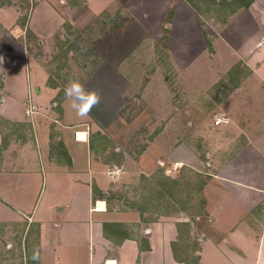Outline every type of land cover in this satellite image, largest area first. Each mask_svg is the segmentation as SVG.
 <instances>
[{
	"label": "rangeland",
	"instance_id": "374dc122",
	"mask_svg": "<svg viewBox=\"0 0 264 264\" xmlns=\"http://www.w3.org/2000/svg\"><path fill=\"white\" fill-rule=\"evenodd\" d=\"M31 1L32 10H27L24 18L29 57L58 86L65 88L72 80L83 85L100 81L97 95L101 107L97 111L101 124L90 123L113 144L103 158L107 165V175L102 176L106 188L103 198L109 211L122 217L135 214L136 221L128 223L140 227L161 221L163 216L181 214H190L188 222L196 221L194 216L205 221L209 179L227 166L225 175L230 176L248 165L253 159L246 156L250 152L256 151L264 160V63L257 73L250 72L236 55H223L224 43L219 39L225 36L237 41L243 9L253 0ZM12 2L27 7V0ZM185 2L193 11L182 8ZM97 3L104 9L97 8ZM178 5L182 6L176 12ZM143 15L145 20L155 21L152 28L138 30L132 26L144 21ZM45 17L54 24L53 29L47 31L41 23L37 30L41 36H37L28 24L36 25ZM189 21L199 33L191 30L193 52L185 37ZM49 31L54 32L53 38H47ZM203 34L208 42H204ZM138 38L132 58H125V48ZM203 43L206 46L201 49ZM184 47L188 52H183ZM9 52L6 48L7 63L13 56ZM201 53L206 54L202 59ZM192 54H198L199 60L191 59ZM112 66L118 74L116 87L128 88L117 98L109 93ZM22 72H12L15 77L10 87L15 88L16 96L24 89ZM29 103L35 106L34 114L39 111L30 95L27 118ZM19 235L13 229L0 231V264H31L30 257L19 254L17 247L14 253L6 250L12 242H19ZM191 241L186 243L184 257H190L189 264H194L198 259Z\"/></svg>",
	"mask_w": 264,
	"mask_h": 264
},
{
	"label": "crops",
	"instance_id": "0c3cea01",
	"mask_svg": "<svg viewBox=\"0 0 264 264\" xmlns=\"http://www.w3.org/2000/svg\"><path fill=\"white\" fill-rule=\"evenodd\" d=\"M188 4L181 6L193 11ZM101 5L96 7L103 10ZM32 6L31 0H27L28 8L21 2L8 0L2 4L0 0V231L13 229L21 233L17 244L7 246L8 253H14L17 247L19 254L30 257L31 264H189L184 248L192 240L198 259L194 264H264V160L256 151L246 155L253 158L248 165L230 176L225 175L227 166L209 179L205 221L194 216L196 221L189 219V224L190 214H181L163 216L161 221L140 227L128 223L135 214L122 217L108 210L103 198L106 188L102 176L107 175L103 158L112 151L113 144L102 131L95 132L90 123L99 122L97 110L101 106L97 103L87 116H77L72 100L64 95V87L50 81L49 73L29 57L24 18ZM181 6L175 11L179 12ZM142 18L144 21L132 26L145 30L155 24L145 20L144 15ZM30 24L37 36H41L39 24L47 31L54 26L47 17ZM69 24L76 27L73 22ZM191 25L194 22L185 26V37L193 52L195 43L190 37L192 31L199 33ZM53 34L47 38H53ZM219 39L224 43L223 55H236L250 72L257 73L264 63V0H253L249 8L243 9L236 42L225 36ZM5 45L13 55L9 63L4 57ZM138 45L139 38L125 48V58H132L131 52ZM185 48L183 52H188ZM198 54L190 58L195 61ZM199 56L202 59L206 54ZM112 67L109 93L117 98L128 88L116 87L118 74ZM24 68L27 73L22 72ZM14 70L23 74L20 81L24 80V89L19 90V96L10 87ZM93 81H87L84 87L97 94L100 81L90 84ZM251 91L258 92L256 88ZM30 95L39 111L27 118ZM105 224H122L127 236H116L115 230L110 237L105 235ZM34 254L39 259L33 260Z\"/></svg>",
	"mask_w": 264,
	"mask_h": 264
},
{
	"label": "clouds",
	"instance_id": "9594fccd",
	"mask_svg": "<svg viewBox=\"0 0 264 264\" xmlns=\"http://www.w3.org/2000/svg\"><path fill=\"white\" fill-rule=\"evenodd\" d=\"M64 95L72 100L71 106L80 117L87 116L92 107L99 102V96L94 91L86 89L79 80H72L64 88ZM32 259L37 260L39 256L34 254Z\"/></svg>",
	"mask_w": 264,
	"mask_h": 264
},
{
	"label": "trees",
	"instance_id": "16d2710c",
	"mask_svg": "<svg viewBox=\"0 0 264 264\" xmlns=\"http://www.w3.org/2000/svg\"><path fill=\"white\" fill-rule=\"evenodd\" d=\"M100 134V133H99ZM105 138V137H104ZM164 181V180H163ZM166 181H164V183H165ZM162 183V182H161ZM201 189H202V185L199 187V192L201 191ZM104 230H105V235H107V236H109L110 237V235H109V233H113L114 231L113 230H115V235L116 236H127V234L126 233H124V229H123V225L122 224H105L104 225ZM110 230H111V232H110Z\"/></svg>",
	"mask_w": 264,
	"mask_h": 264
},
{
	"label": "built area",
	"instance_id": "2783aa9c",
	"mask_svg": "<svg viewBox=\"0 0 264 264\" xmlns=\"http://www.w3.org/2000/svg\"><path fill=\"white\" fill-rule=\"evenodd\" d=\"M30 108V110H28ZM28 111H27V115L30 117V118H32L33 116V114L36 112L35 111V106L34 105H32L31 103H29V106H28ZM217 123H219V121L217 122Z\"/></svg>",
	"mask_w": 264,
	"mask_h": 264
},
{
	"label": "bare ground",
	"instance_id": "6f19581e",
	"mask_svg": "<svg viewBox=\"0 0 264 264\" xmlns=\"http://www.w3.org/2000/svg\"><path fill=\"white\" fill-rule=\"evenodd\" d=\"M100 207L102 208L103 207V204H100Z\"/></svg>",
	"mask_w": 264,
	"mask_h": 264
}]
</instances>
